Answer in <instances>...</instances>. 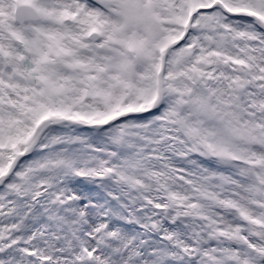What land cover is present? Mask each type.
<instances>
[{
  "label": "snow or ice",
  "instance_id": "snow-or-ice-1",
  "mask_svg": "<svg viewBox=\"0 0 264 264\" xmlns=\"http://www.w3.org/2000/svg\"><path fill=\"white\" fill-rule=\"evenodd\" d=\"M0 264H264V0H0Z\"/></svg>",
  "mask_w": 264,
  "mask_h": 264
}]
</instances>
